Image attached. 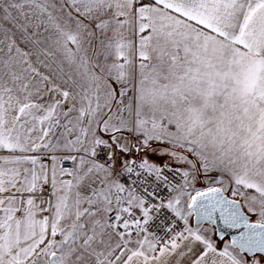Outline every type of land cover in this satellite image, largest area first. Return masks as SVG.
<instances>
[{
  "label": "snow or ice",
  "instance_id": "6c2138e0",
  "mask_svg": "<svg viewBox=\"0 0 264 264\" xmlns=\"http://www.w3.org/2000/svg\"><path fill=\"white\" fill-rule=\"evenodd\" d=\"M0 264H264V0H0Z\"/></svg>",
  "mask_w": 264,
  "mask_h": 264
},
{
  "label": "water",
  "instance_id": "95a60500",
  "mask_svg": "<svg viewBox=\"0 0 264 264\" xmlns=\"http://www.w3.org/2000/svg\"><path fill=\"white\" fill-rule=\"evenodd\" d=\"M235 234H236L235 232L229 233V237H230V235H235Z\"/></svg>",
  "mask_w": 264,
  "mask_h": 264
},
{
  "label": "rangeland",
  "instance_id": "374dc122",
  "mask_svg": "<svg viewBox=\"0 0 264 264\" xmlns=\"http://www.w3.org/2000/svg\"><path fill=\"white\" fill-rule=\"evenodd\" d=\"M253 220H255V217H253Z\"/></svg>",
  "mask_w": 264,
  "mask_h": 264
}]
</instances>
